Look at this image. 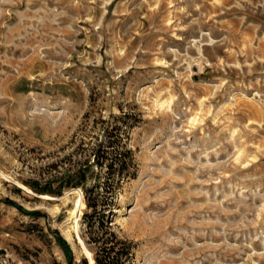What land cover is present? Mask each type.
Here are the masks:
<instances>
[{"label":"rangeland","instance_id":"rangeland-1","mask_svg":"<svg viewBox=\"0 0 264 264\" xmlns=\"http://www.w3.org/2000/svg\"><path fill=\"white\" fill-rule=\"evenodd\" d=\"M119 124L131 264H264V0H0V264H96L64 184Z\"/></svg>","mask_w":264,"mask_h":264},{"label":"trees","instance_id":"trees-1","mask_svg":"<svg viewBox=\"0 0 264 264\" xmlns=\"http://www.w3.org/2000/svg\"><path fill=\"white\" fill-rule=\"evenodd\" d=\"M121 130L120 124L115 125L112 130H106L104 137L94 150V162L91 163L89 160L81 164L64 184L67 187H82L87 207L92 210L84 214V221L87 223L91 234L87 243L95 245L93 253L96 264H131L133 255V242L120 238L115 231L111 230L110 225L107 224L105 209L109 206L106 200L109 201L114 198L120 181L132 176L136 167L132 149L123 145ZM94 166H98L100 170H106L107 180L103 183L104 187L102 188L104 190L102 193L99 179L92 187L86 186L90 172L94 171ZM30 185L39 193L58 195L62 193L61 188L57 189L47 185L39 186L38 183H31ZM100 195H104L103 198ZM7 202L31 217L39 218L45 215L39 210H27L13 201ZM56 240L69 254L72 262V250L69 243L59 232L56 233Z\"/></svg>","mask_w":264,"mask_h":264},{"label":"bare ground","instance_id":"bare-ground-1","mask_svg":"<svg viewBox=\"0 0 264 264\" xmlns=\"http://www.w3.org/2000/svg\"><path fill=\"white\" fill-rule=\"evenodd\" d=\"M68 237H69L70 239L72 238L70 233L68 234Z\"/></svg>","mask_w":264,"mask_h":264}]
</instances>
